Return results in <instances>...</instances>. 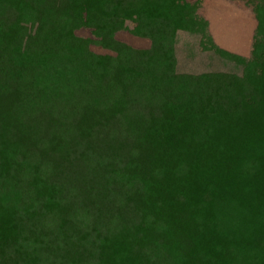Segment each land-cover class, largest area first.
Masks as SVG:
<instances>
[{"label": "trees", "instance_id": "trees-1", "mask_svg": "<svg viewBox=\"0 0 264 264\" xmlns=\"http://www.w3.org/2000/svg\"><path fill=\"white\" fill-rule=\"evenodd\" d=\"M201 1L0 0V264H264V0L178 71Z\"/></svg>", "mask_w": 264, "mask_h": 264}, {"label": "rangeland", "instance_id": "rangeland-1", "mask_svg": "<svg viewBox=\"0 0 264 264\" xmlns=\"http://www.w3.org/2000/svg\"><path fill=\"white\" fill-rule=\"evenodd\" d=\"M208 10L214 12L216 15L218 12L227 13L232 15L235 22L241 24L242 30L247 31L248 27L251 28V42L249 50L245 53L236 52L233 49L227 48L220 44L211 32L209 21L206 18L205 13ZM198 13L207 20L208 30L211 34L212 39L218 45V47L223 48L237 56L227 55L216 49H211L206 43L204 44L206 49H203L199 45L192 47L191 42H187L182 45L180 49L177 70L178 71H190V72H202V71H227L234 72L236 74H241L245 68L244 60L250 58L252 41L257 26V17L255 11L253 10L251 4L247 0H202L199 7ZM222 30V29H221ZM221 39H225L224 34H219ZM229 36H232L231 33ZM140 44H148V40H132Z\"/></svg>", "mask_w": 264, "mask_h": 264}, {"label": "crops", "instance_id": "crops-1", "mask_svg": "<svg viewBox=\"0 0 264 264\" xmlns=\"http://www.w3.org/2000/svg\"><path fill=\"white\" fill-rule=\"evenodd\" d=\"M205 15L209 21L213 36L220 44L242 54H245L249 50L251 46L249 43L251 42L250 27H248L247 31L242 30V25L235 22L233 16L227 13L218 12L215 15L214 12L211 13L208 10ZM230 33L232 36H229ZM219 34L226 35L225 39H221Z\"/></svg>", "mask_w": 264, "mask_h": 264}]
</instances>
